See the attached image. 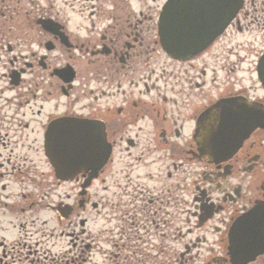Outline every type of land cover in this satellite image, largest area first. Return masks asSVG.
<instances>
[{
    "label": "flooded vegetation",
    "instance_id": "obj_1",
    "mask_svg": "<svg viewBox=\"0 0 264 264\" xmlns=\"http://www.w3.org/2000/svg\"><path fill=\"white\" fill-rule=\"evenodd\" d=\"M174 1L0 0V264H233V224L264 226V0ZM246 128L231 155L201 138Z\"/></svg>",
    "mask_w": 264,
    "mask_h": 264
},
{
    "label": "water",
    "instance_id": "obj_2",
    "mask_svg": "<svg viewBox=\"0 0 264 264\" xmlns=\"http://www.w3.org/2000/svg\"><path fill=\"white\" fill-rule=\"evenodd\" d=\"M200 0H194L190 3L184 4L183 7L187 8H195L199 4ZM178 6V5H177ZM176 7L175 1L172 0V2L169 5V8ZM240 6H230V17L239 9ZM233 9V12H232ZM174 13L168 14L166 13L165 16L162 17V22L164 23H170L174 24L177 22L175 19ZM180 20H178L179 22ZM227 21V20H226ZM189 23H192V21H189ZM227 23V22H225ZM177 24V23H176ZM170 39H173V37H170ZM226 104L222 109H220V113L223 115L222 122L223 125L226 128L230 127V123L233 120L238 121V116L234 119V110L232 105ZM248 129L242 130L241 133L238 134H232V133H220V131H216L213 134H203L201 135V138H204L206 143L213 144L212 150H220L221 152H225L227 154H232L235 152V150L239 147L241 144V140L248 134ZM202 130L206 131V128H203ZM84 136V134H78V133H56L53 131L50 133L48 137V147H49V154L54 159V161H58L59 166H62L63 163V157L69 150L71 161L70 166L73 167V165L78 163V159L83 158V153H85L86 158V165H92V158L97 151L96 144L94 143V140H86V145H83V140L80 141L78 137ZM86 137H94V135L85 134ZM98 136V135H97ZM68 142L69 147H68ZM207 149V148H206ZM205 149V150H206ZM209 150V149H208ZM207 150V151H208ZM103 153H105V150H102ZM78 153L80 154L78 156ZM75 155V160L73 159V156ZM264 231V226L259 227L257 224H247L245 233L241 235V221L238 219L234 225L232 226L230 230V254L232 256L233 264H243L246 263L249 260L254 259L255 253L258 251V243L259 240H257V234L259 232ZM241 254L243 256V260L241 262Z\"/></svg>",
    "mask_w": 264,
    "mask_h": 264
},
{
    "label": "rangeland",
    "instance_id": "obj_3",
    "mask_svg": "<svg viewBox=\"0 0 264 264\" xmlns=\"http://www.w3.org/2000/svg\"><path fill=\"white\" fill-rule=\"evenodd\" d=\"M71 14H76L77 12H71ZM88 13V10L85 12V14ZM260 28H258L259 30ZM264 29L261 28L259 31H263ZM256 32V31H255ZM255 38L257 40H255ZM264 46V37L258 33L255 35V33H241V56H244V59L246 61V64L254 59L256 57V54L259 52V48H262Z\"/></svg>",
    "mask_w": 264,
    "mask_h": 264
}]
</instances>
